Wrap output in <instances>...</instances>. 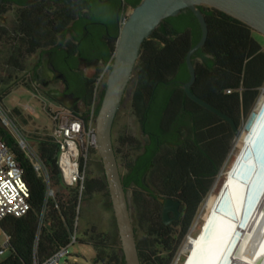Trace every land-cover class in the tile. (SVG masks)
<instances>
[{"label":"trees","instance_id":"obj_1","mask_svg":"<svg viewBox=\"0 0 264 264\" xmlns=\"http://www.w3.org/2000/svg\"><path fill=\"white\" fill-rule=\"evenodd\" d=\"M83 1L87 7L85 12L69 0H40L18 8L15 18L19 33L13 34L5 26H0V82H9L17 77L25 69V60L38 50H50L56 66L66 73L71 89L84 101L85 109L77 114L87 117L94 78L86 79L76 70L77 53L94 56L102 62L112 60L119 27L107 34L101 26V22L105 21L102 9L109 6L112 0ZM120 1L133 8L141 0ZM199 8L208 25V36L205 44L192 55L196 79L191 90L222 112L243 120L264 87L263 45L254 35L256 30L248 24L215 7L202 5ZM201 33V25L194 12L184 8L177 15L163 19L143 41L134 68L138 85L133 93V106L142 131L150 137V143H141L138 152L127 158L122 183L126 192L133 189L138 204L144 207L141 219L148 226L144 238L137 241L141 264H158V248L169 249L177 229H188L223 165L190 164L188 136L182 129L194 118L198 127L206 129L212 136L214 123L219 125L224 121L192 100L183 88L190 78L186 55L198 42ZM227 89L231 91L227 92ZM103 93L104 90L101 99ZM99 107L100 103L95 108L96 115ZM226 124L228 132L229 124ZM175 129H182L178 133L176 147L171 138L164 137L166 132ZM0 137L24 168L31 202V209L25 215L6 216L0 220V227L14 242L28 246L36 227L43 191L30 157L2 125ZM37 143L36 151L46 166L50 186L61 184L67 189L54 190L49 196L46 211L48 239L53 246L59 247L72 240L83 193L89 196L105 189L109 194L108 185L106 177L86 175L84 190L80 194L79 186L67 185L62 180L58 144L54 138L46 133L39 137ZM114 149L117 157L115 146ZM206 175L209 177L205 181ZM141 193L148 197L139 199ZM158 196L180 201L184 210L178 219L170 224L163 222ZM83 233L85 238H76V241L93 247L94 263L113 264L116 258L109 252V235L98 231L96 226ZM119 261L126 264L123 253ZM0 264L23 263L11 252Z\"/></svg>","mask_w":264,"mask_h":264},{"label":"rangeland","instance_id":"obj_2","mask_svg":"<svg viewBox=\"0 0 264 264\" xmlns=\"http://www.w3.org/2000/svg\"><path fill=\"white\" fill-rule=\"evenodd\" d=\"M18 9L16 7L9 6L8 9L0 15V22L13 34L19 33V25L15 18V13ZM131 12V10H128ZM255 37L263 45L264 50V35L259 31L254 32ZM38 50L37 52H40ZM35 52L29 56L25 62V69L29 70V79L32 80V64L36 60ZM100 65V64H99ZM99 67V66H98ZM138 85V78L134 69L133 75L130 79L126 93L122 100V103L116 113L113 128L112 138L113 144L117 149V161L119 164L120 172H125V162L127 158L132 157L138 152V146L144 141L142 136L141 126L139 122V116L133 106V93ZM7 87L0 84V95L7 91ZM34 95L32 91L24 93L22 90H16L10 93L8 96L0 97V106L16 124L21 133L32 143L35 149H38V139L40 136H44L52 129V120L50 117L51 110H57L61 108L60 102L50 96L45 89L37 91ZM262 92L259 93L261 95ZM259 97V96H258ZM18 107V113L11 110L12 106ZM27 106H31L33 111ZM63 107V106H62ZM83 109L85 106L83 105ZM254 109L251 108L247 117L243 119V122H247L253 113ZM17 113V114H16ZM23 113V115H21ZM0 125L5 126L1 117ZM7 128V127H6ZM8 129V128H7ZM243 139V137H242ZM238 138L234 135L226 136V151L228 152L225 162H223L219 173L216 175L214 184L208 194L206 200H204L196 213L195 218L192 220L191 225L184 231V228L177 229L176 237L171 243L169 249H163L159 247L158 253L159 259L156 260L158 264H182L185 253L181 252L184 241L189 235H196L199 232L201 223L207 213L210 204V198L216 193L217 188L223 177V171L227 170L228 159L231 154L237 152ZM87 176L95 178H105L104 168L101 157L98 152H93L90 156L87 165ZM207 179H205L206 181ZM56 188H60L62 191H66L64 185H58L56 187L50 186V192L53 194ZM50 194L49 196H52ZM128 200L130 205V212L132 216V222L134 228H136L137 241L144 238L147 230V223L143 222L141 216L144 211L143 205H139L136 197L134 196L133 189H128ZM148 197L145 193H141L138 198ZM83 200L80 204V210L76 221V237H84V231L90 229L92 226H96L98 231L107 233L109 235V252L114 256L113 264H120L119 258L121 257L122 245L118 231L116 218L114 215L113 206L111 203L110 195L107 194V190L95 191L92 195L83 193ZM180 236V238H179ZM85 238V237H84ZM7 242V235L0 227V246ZM10 249H6L3 254H0V261L5 259L10 254ZM95 252L93 247L88 243H81L79 241H73L68 245V253L63 254L60 257L59 264H95L93 260Z\"/></svg>","mask_w":264,"mask_h":264},{"label":"water","instance_id":"obj_3","mask_svg":"<svg viewBox=\"0 0 264 264\" xmlns=\"http://www.w3.org/2000/svg\"><path fill=\"white\" fill-rule=\"evenodd\" d=\"M1 1L2 0H0V3ZM202 5H208L222 10L264 35V0H141L132 8L123 25L120 26L119 23V35L116 49L106 80L103 97L100 101V107L96 115V132L98 153L102 160L126 264H141V261L130 212L128 194L122 183V173L120 172L114 149L112 128L116 113L122 103L126 89L133 75L136 62L140 56L141 45L143 41L150 36L153 30L159 26L163 19L177 15L184 8H189L194 12L201 25L202 33L198 42L188 50L186 55V63L190 78L183 84L184 91L192 100L201 106L226 119L231 124L237 138L241 134V130L237 127L234 119L230 115L217 109L191 90V86L196 79V70L192 61V55L205 44L208 36V25L203 12L199 8V6ZM99 61V59H96L95 63H99ZM58 92H60L58 89H54L51 91V94H56ZM261 92L264 93L263 87ZM261 95H259L253 107L254 110L260 101ZM65 106L77 112L76 109L71 108L69 105L65 104ZM245 126L246 123L244 122L243 128ZM8 130L13 134L10 129ZM13 136L30 157L32 163L39 164V158L36 159L34 155L29 153L22 146L19 139L14 134ZM234 160L236 161L235 155L232 156L227 170L230 167V170L232 169L234 165L230 164L235 162ZM229 172V170L222 172L223 177L221 178L219 187H221L226 177L229 176ZM42 191L43 195L39 210L45 200V196L48 194V188L45 187ZM160 200L163 202L161 212L163 222L165 224H170L174 219H178L180 216V201L171 197H160ZM45 203L48 207V199ZM171 212L174 213V216H171ZM184 248L185 246L181 248V252L184 251Z\"/></svg>","mask_w":264,"mask_h":264},{"label":"bare ground","instance_id":"obj_4","mask_svg":"<svg viewBox=\"0 0 264 264\" xmlns=\"http://www.w3.org/2000/svg\"><path fill=\"white\" fill-rule=\"evenodd\" d=\"M0 117L38 159L35 147L1 106ZM237 141V152L232 155L236 161L230 164L234 165L231 170L228 168L229 176L211 196L199 232L189 235L183 243L182 264H264V93ZM239 163L241 171L236 172ZM47 195L38 210L41 217H46ZM43 223L37 236H43Z\"/></svg>","mask_w":264,"mask_h":264},{"label":"built area","instance_id":"obj_5","mask_svg":"<svg viewBox=\"0 0 264 264\" xmlns=\"http://www.w3.org/2000/svg\"><path fill=\"white\" fill-rule=\"evenodd\" d=\"M132 8L125 6L120 17V26L126 21ZM112 60L101 62L95 74L92 100L89 114L82 117L72 109L63 106L51 110L52 129L49 132L58 144V166L65 184L79 186L80 194L84 190L87 165L93 152H98L95 108L101 101ZM264 88V87H263ZM230 92L231 89H227ZM33 164L41 188L50 192V181L46 166ZM31 209L30 189L24 178V168L12 149L0 137V220L6 216H22ZM43 223V236L38 235L40 223ZM74 232L72 240L76 241ZM55 247L48 239L47 216L38 215L36 227L28 246H21L7 235V242L0 246V254L10 249L23 264H59L60 257L68 253V245Z\"/></svg>","mask_w":264,"mask_h":264},{"label":"flooded vegetation","instance_id":"obj_6","mask_svg":"<svg viewBox=\"0 0 264 264\" xmlns=\"http://www.w3.org/2000/svg\"><path fill=\"white\" fill-rule=\"evenodd\" d=\"M40 0H2L0 3V15L5 12L9 6L16 7L17 9L23 5H31ZM72 3H75L80 10L85 12L87 10L86 3L83 0H69ZM104 2V1H101ZM105 9H102V15L105 18V21L101 22L103 30L107 34H110L115 27H119L120 17L124 10L125 5L120 0H112L111 4L104 6ZM2 16V15H1ZM107 19V20H106ZM3 24L0 22V26ZM78 54L76 70L84 75L86 79H93L95 76L99 63L96 62V57L88 54ZM32 78L35 83L41 82V87L46 85V92L56 98L63 105H69L71 108L77 110L76 113H81L84 105V101L71 89L70 81L65 72H63L59 67L56 66L53 52L50 50H43L37 52L36 60L32 64ZM43 84V85H42ZM58 84L57 86H55ZM44 87V86H43ZM58 89L60 92L56 94H51V91ZM216 114V113H215ZM222 118V117H221ZM233 118V117H232ZM224 119V118H223ZM237 127L242 131L243 130V120L233 118ZM226 119L221 121L219 125L214 123L213 135H209L206 129H200L195 122L194 118H191L189 124L183 125L182 129L186 131L188 136V145L191 152V161L190 164H222L225 162L226 154V136L235 135L231 124H229V131L227 132ZM182 129H175L172 132H166L165 138H171L172 142L175 145L178 143V133ZM142 131V129H141ZM142 136L144 141L142 144L150 143L149 135L145 134L142 131ZM232 155L229 157L228 161L231 160ZM206 158V159H205ZM209 175L204 177V180L207 179ZM158 196V201L160 203L161 211L163 207V202ZM167 198V197H164ZM184 207L179 205L180 215L183 213ZM171 216H174V213H170Z\"/></svg>","mask_w":264,"mask_h":264},{"label":"crops","instance_id":"obj_7","mask_svg":"<svg viewBox=\"0 0 264 264\" xmlns=\"http://www.w3.org/2000/svg\"><path fill=\"white\" fill-rule=\"evenodd\" d=\"M102 61H99V64L101 63ZM29 70L24 69L22 72H20L17 77L13 78L12 80H10L9 82H0V84H4L6 87H7V91L4 93V94H1L0 97H4V96H8L10 93H12L13 91H16V90H22L24 91V93H27L28 91H32V93L34 95H36L37 91H42L43 89H46V85L42 84L43 86L41 87V82H38V83H35L33 78L31 81L29 79ZM58 84H56L55 86H57ZM46 92V90H45ZM54 98V97H53ZM56 99V98H55ZM57 100V99H56ZM60 105L62 106H65L63 105L62 103H60ZM61 106V107H62ZM29 109H30V112L33 111V108L31 106H27ZM18 109V107L15 105V106H12L11 107V110H13L14 112H17L16 110ZM17 114V113H16ZM21 115H23V113H21Z\"/></svg>","mask_w":264,"mask_h":264}]
</instances>
